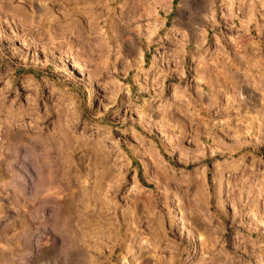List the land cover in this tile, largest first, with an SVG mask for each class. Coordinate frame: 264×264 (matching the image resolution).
I'll return each mask as SVG.
<instances>
[{
  "label": "rangeland",
  "instance_id": "rangeland-1",
  "mask_svg": "<svg viewBox=\"0 0 264 264\" xmlns=\"http://www.w3.org/2000/svg\"><path fill=\"white\" fill-rule=\"evenodd\" d=\"M0 264H264V0H0Z\"/></svg>",
  "mask_w": 264,
  "mask_h": 264
},
{
  "label": "bare ground",
  "instance_id": "bare-ground-1",
  "mask_svg": "<svg viewBox=\"0 0 264 264\" xmlns=\"http://www.w3.org/2000/svg\"><path fill=\"white\" fill-rule=\"evenodd\" d=\"M66 36H67V33H66ZM66 36H64L60 41H58V43L55 45V46H58L60 44V48H62L61 46H64L65 43L67 44H70L72 43L73 41L71 39H68ZM76 37V36H75ZM75 37L73 40H75ZM53 43V42H52Z\"/></svg>",
  "mask_w": 264,
  "mask_h": 264
}]
</instances>
